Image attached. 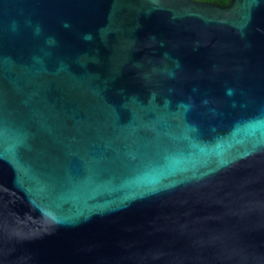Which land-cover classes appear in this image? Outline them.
I'll return each instance as SVG.
<instances>
[{
  "label": "water",
  "instance_id": "1",
  "mask_svg": "<svg viewBox=\"0 0 264 264\" xmlns=\"http://www.w3.org/2000/svg\"><path fill=\"white\" fill-rule=\"evenodd\" d=\"M0 264H264V0H0Z\"/></svg>",
  "mask_w": 264,
  "mask_h": 264
},
{
  "label": "trees",
  "instance_id": "2",
  "mask_svg": "<svg viewBox=\"0 0 264 264\" xmlns=\"http://www.w3.org/2000/svg\"><path fill=\"white\" fill-rule=\"evenodd\" d=\"M199 1H208V2H214L219 4H227L229 0H199Z\"/></svg>",
  "mask_w": 264,
  "mask_h": 264
},
{
  "label": "clouds",
  "instance_id": "3",
  "mask_svg": "<svg viewBox=\"0 0 264 264\" xmlns=\"http://www.w3.org/2000/svg\"><path fill=\"white\" fill-rule=\"evenodd\" d=\"M229 91H231V90H229Z\"/></svg>",
  "mask_w": 264,
  "mask_h": 264
}]
</instances>
